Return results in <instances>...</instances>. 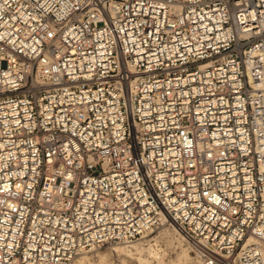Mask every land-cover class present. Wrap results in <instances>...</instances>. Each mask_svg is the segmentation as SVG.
Listing matches in <instances>:
<instances>
[{"label": "built area", "instance_id": "built-area-1", "mask_svg": "<svg viewBox=\"0 0 264 264\" xmlns=\"http://www.w3.org/2000/svg\"><path fill=\"white\" fill-rule=\"evenodd\" d=\"M164 226L264 264V0H0V264Z\"/></svg>", "mask_w": 264, "mask_h": 264}, {"label": "bare ground", "instance_id": "bare-ground-1", "mask_svg": "<svg viewBox=\"0 0 264 264\" xmlns=\"http://www.w3.org/2000/svg\"><path fill=\"white\" fill-rule=\"evenodd\" d=\"M177 234L181 239L179 237L177 238L176 234H173L174 239L177 240L175 259L167 257L165 251L161 249L157 243L148 246L135 244L124 247L113 246L115 248L112 247V249H108L106 253H101V250H96L92 253L80 256L75 264H115V258L120 260L122 264H192L194 260H197L198 264H200L199 259L197 257L193 258L189 248L183 244L184 239L182 236L178 232ZM251 242H253L252 239L249 240V243ZM262 251L264 252V247Z\"/></svg>", "mask_w": 264, "mask_h": 264}, {"label": "rangeland", "instance_id": "rangeland-1", "mask_svg": "<svg viewBox=\"0 0 264 264\" xmlns=\"http://www.w3.org/2000/svg\"><path fill=\"white\" fill-rule=\"evenodd\" d=\"M171 234H172V236H171ZM173 234L174 235L176 234V237L177 238L179 237L178 234H177V232L173 228L168 227V226H164V227H161L159 230H157V231H155V232L147 235V237L144 240H141V241L136 242V243L131 244V245H119V246H116V247L132 246V245H135V244H137V245L138 244H141V245H144V246H148V245H155L157 243L160 246V248L165 251V253L167 254V257H171L172 259H175L174 256H176L175 252L177 250V247H176L177 246V240L174 239ZM147 241H148V243H147ZM183 244L186 247L189 248V246L186 244L185 241L183 242ZM113 248H115V247H113ZM108 249H112V247H105V248H103L101 250V253L108 252ZM189 251H190L191 256L193 258H195L196 256L191 251L190 248H189ZM114 263L115 264H122L120 260H117V258L114 259ZM192 264H198L197 260H194Z\"/></svg>", "mask_w": 264, "mask_h": 264}]
</instances>
